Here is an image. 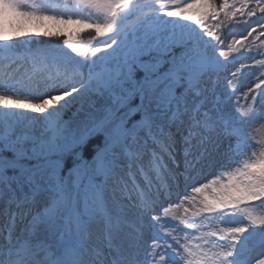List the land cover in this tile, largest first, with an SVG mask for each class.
I'll use <instances>...</instances> for the list:
<instances>
[{
  "label": "snow or ice",
  "instance_id": "6c2138e0",
  "mask_svg": "<svg viewBox=\"0 0 264 264\" xmlns=\"http://www.w3.org/2000/svg\"><path fill=\"white\" fill-rule=\"evenodd\" d=\"M10 18L106 39L24 49L18 74L32 37ZM261 21L264 0H0V264H248L264 248ZM209 168L225 179L199 183Z\"/></svg>",
  "mask_w": 264,
  "mask_h": 264
},
{
  "label": "rangeland",
  "instance_id": "374dc122",
  "mask_svg": "<svg viewBox=\"0 0 264 264\" xmlns=\"http://www.w3.org/2000/svg\"><path fill=\"white\" fill-rule=\"evenodd\" d=\"M38 3V2H37ZM12 19V22L14 24H22L23 25V30L29 34H31V39H36V38H41L44 37L46 39H52L53 37H49V36H45L43 35L45 32H47L50 29H54V28H59L62 29L63 32H71L72 30L75 29L76 26H78L79 24L77 23H59L58 21H54V20H27L24 21L20 18H10ZM28 40V39H25ZM23 41V40H22ZM22 41H20L17 45V47L19 48V46H21ZM264 58V57H263ZM251 60L252 61V57H246L242 60H238L235 62V64L232 66V71L235 70L236 67H239L241 64H248L249 62L247 60ZM255 59H262V58H256ZM223 75V74H222ZM257 75L253 78H248V75L246 74V71L243 73V88L242 91H247L248 87H251L253 84H255L257 82ZM240 93H237V95H239ZM233 99H235V97H233ZM219 171V170H218ZM218 171H214L213 175H211V171L210 168L208 170H206L205 173H203L199 179V183H204L206 182L209 178L212 177H216L218 175ZM183 195V192H181V196ZM175 202V201H174ZM185 206L188 205H182L179 209V212L182 213L183 212V208ZM173 212H176V209L173 208Z\"/></svg>",
  "mask_w": 264,
  "mask_h": 264
},
{
  "label": "trees",
  "instance_id": "16d2710c",
  "mask_svg": "<svg viewBox=\"0 0 264 264\" xmlns=\"http://www.w3.org/2000/svg\"><path fill=\"white\" fill-rule=\"evenodd\" d=\"M216 3H219L220 0H215ZM91 23V21H86V23L82 26L83 30L79 33H76V35L74 36H61L59 37L56 41H54L53 43L51 42H42L36 46H28V48H49L52 46H58V45H63V40L66 38H71L72 40L76 41L77 43L83 41V42H87L89 41L91 38L96 37V33L93 29L89 28V24ZM81 28V29H82ZM86 31V32H85ZM84 32L85 36L81 35L80 33ZM96 39H99L101 41H103L104 39H106V37H96ZM92 43L95 44L96 40L93 39ZM66 47V46H65ZM68 51H70V49H68ZM28 70V68L26 69ZM259 215V214H257Z\"/></svg>",
  "mask_w": 264,
  "mask_h": 264
}]
</instances>
